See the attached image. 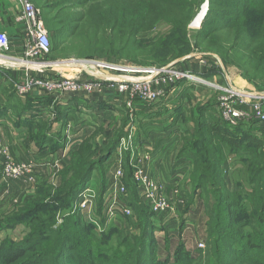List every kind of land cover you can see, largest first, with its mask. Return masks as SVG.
<instances>
[{
    "label": "trees",
    "instance_id": "obj_1",
    "mask_svg": "<svg viewBox=\"0 0 264 264\" xmlns=\"http://www.w3.org/2000/svg\"><path fill=\"white\" fill-rule=\"evenodd\" d=\"M29 1L41 9L50 37L49 52L43 57L100 58L138 66L162 67L192 51L210 52L219 56L224 66L236 67L248 82L264 89V0H209L201 23L203 30L192 38L189 24L203 0ZM221 72V67L213 64L204 73L209 79L208 76ZM10 76L8 71H0V92H11ZM9 96L11 112L7 108L0 110V118L16 117L19 120L24 112L49 111L48 106L44 108L35 102L34 95L28 96L25 101L13 92ZM206 104L189 110L190 126H184V130L172 127L180 139L179 154L188 157L192 163L189 172L191 192L184 191L183 215L198 200L200 202L196 192L203 190L213 197V201L206 205L205 235L210 248L204 252L203 264H264V164L260 160L264 156V142L251 132L257 122L229 126L220 115L216 96ZM122 105L118 113L127 116V108ZM100 108L105 110L103 116L111 113L110 116L118 107L101 103ZM75 109L77 112L78 106H53L52 114L62 122L56 139L45 134L47 123L35 122L34 116L22 123L31 139L55 150L63 138L62 128L73 117ZM142 112L139 110L136 115ZM184 114H187L186 109L178 106L175 110L177 123L184 124ZM136 121V138L142 143L139 127L147 130L144 127L146 120ZM127 123L123 122L124 129L120 128L114 141L101 148L96 146L95 138L97 134L106 132L98 128L106 127L101 122L99 126L96 124L90 137L72 152L54 190L48 183L42 182L35 195L26 198L9 214L0 216V229L13 228L14 222L21 220L19 223L26 226L27 232L19 240L12 237L0 240V264L193 263V256L183 243L177 244L173 261L157 256L154 236L159 227L158 216L140 199L136 185L130 181V169L126 164L124 182L139 232L124 235L114 250H98L94 245L101 243L102 239L81 213L68 215L59 226L54 227L55 210L69 209L100 165L101 171L104 170L100 181L101 193L105 190L107 165L125 134ZM205 139H208L207 146L203 145ZM220 139L230 143L233 153H241L245 147L255 151L251 155L247 150V159L242 161L248 175L245 180L247 185L236 182L230 187L226 185L225 178L230 167L226 165L227 156H221L215 146V141ZM184 219V216L180 219L176 236L182 234ZM165 232L171 235L168 230ZM166 249L162 246V251Z\"/></svg>",
    "mask_w": 264,
    "mask_h": 264
},
{
    "label": "built area",
    "instance_id": "obj_2",
    "mask_svg": "<svg viewBox=\"0 0 264 264\" xmlns=\"http://www.w3.org/2000/svg\"><path fill=\"white\" fill-rule=\"evenodd\" d=\"M20 2L22 9L15 20L22 23L25 35L22 56L13 58L9 54L11 50L9 37L6 32L0 31V60L41 64L36 60L48 54L50 49L47 30L39 16L38 9L29 0H20ZM42 63L46 64V62ZM83 64L87 65L89 69H85L86 74L82 77L79 75L65 76L61 72L53 75L32 74L24 77L21 82H15V87L19 93L37 89L51 93L55 97L67 94L92 95L105 88L109 92L125 96V104L132 110L134 100L144 102L157 100L166 93L171 85L182 79L201 81L189 71L175 69L171 63L162 67H149L119 65L102 60H85ZM8 65L12 66L13 64L0 62V66L8 67ZM205 82L219 91L216 101L220 115L227 124L235 126L240 122L252 121L264 124V91L258 92L263 93L261 95L244 94L233 87L203 80V83ZM134 133V126L131 125L120 138L115 160L117 165L108 178L105 190L99 194L89 182L79 193L71 206V211L86 215L95 224H97L95 218L98 217L99 205V214L107 221L115 220L117 214L134 216V209L129 204L128 190L124 182L126 177L123 165L124 153H127L130 158L127 164L130 169V181L136 185L140 199L148 205L149 210L154 214H175L178 211L177 205L172 199L176 197L179 204L184 203L183 199L178 196V190L168 189L166 184L151 176L147 167L135 162L132 158L136 154L137 147ZM0 153L3 156L1 174L7 184L23 177L30 178L34 167L33 163L14 160L9 146L4 143L1 136ZM198 245L203 246L202 243Z\"/></svg>",
    "mask_w": 264,
    "mask_h": 264
},
{
    "label": "crops",
    "instance_id": "obj_3",
    "mask_svg": "<svg viewBox=\"0 0 264 264\" xmlns=\"http://www.w3.org/2000/svg\"><path fill=\"white\" fill-rule=\"evenodd\" d=\"M21 9L22 5L20 0H0V31L6 32L9 37L11 46L9 54L13 58H20L22 56L25 44V35L22 23L15 20ZM2 62L6 64L17 63L5 59H3ZM11 67L0 66V71L2 73L4 71H8L11 75L8 77L11 84L10 91L22 101H25L28 96L34 95L36 98L35 102L40 103L43 107L45 106L44 108L48 106L49 111L45 110L42 113H39L37 110L24 112L18 118L20 121L17 120L16 117L0 118V136L4 143L9 146L14 160L25 162L31 161L34 165L33 172L29 176L30 178L23 177L22 179L12 181L7 184L1 174L3 156L0 153V216L9 214L17 206L21 205L26 198L35 195L38 186L42 182L51 183L52 186L54 185L55 187L57 186L59 175L68 163L72 152L83 140L90 137L95 125L97 124L93 123V125L90 122L85 121V118H82V116L79 115L81 110H85L87 107L91 106L92 108L97 110L100 109L104 112V109L100 108L101 103L114 105L118 108H121V104L123 103V97L118 96L116 97L118 99L117 100L116 98L107 96L110 92L105 88H103V90H105L104 92H99L100 94L98 97L100 98L98 99H91L88 94L83 96L67 94L55 97L51 93H46L37 89L19 93L15 87V82H21L24 80V77L34 73L31 68L25 64ZM238 73L239 75L233 77V80H230L227 78V72H225L222 68V75L224 77L215 79L221 85L233 87L238 91L248 90L246 92H249V88L247 86L249 82L240 74V71ZM54 74H56V72ZM184 88L185 92H183V95L182 92L177 91V88H173L170 92H168L167 97H172L173 99L176 97L175 100L177 99V102H172L174 105L169 107L170 112L172 110L174 112V109L181 104H183V108L188 111L197 105L203 104V86H201L198 90H194V88L191 87V84H185V86H183V89ZM212 91L214 93L217 90L212 87ZM11 92H0V110L7 108L10 111L12 102L10 101L9 95ZM250 93L253 92L251 91ZM179 99L180 103L178 104ZM48 101L50 104H48ZM55 104L63 106L72 105L74 108L78 106V109L77 112L75 109L73 117L68 119V125L62 128L63 138L60 140V146L55 150H50L47 145L41 146L35 140L31 139L27 127L22 122L31 120L32 116H34L36 120L35 122H39L40 124L47 123L45 124V134L56 139V134L59 129H61L62 122L55 119L52 114V108ZM161 104H163V102H159L152 107L142 108V110L147 113L154 114L158 111V109L165 107ZM172 107L174 108L171 109ZM144 124H146L144 127H146L147 130L143 127H139L141 130V138L143 139L142 143L136 138L138 129H136L134 133L137 147L135 150L136 154H134L132 158L135 162L147 167L151 176L156 180L164 182L168 186V189H177L179 198L183 199L185 203L186 197L184 191L186 188H180L179 184L181 182L180 180L184 177H186V180L189 182L188 175L192 169V163L188 157L181 156L179 154L181 148L179 137L176 136L175 130H173L172 127L166 126L164 123H160L158 119L146 120ZM125 156L123 158L124 168L125 164L127 165L130 159L128 155L125 154ZM116 165L117 162H115L112 169ZM172 199L178 209V213L174 214L175 217L173 218H176L175 220L178 221V224H180V219L183 215L182 211L184 203L179 204L176 197H173ZM155 215L160 217L172 214L160 213Z\"/></svg>",
    "mask_w": 264,
    "mask_h": 264
},
{
    "label": "rangeland",
    "instance_id": "obj_4",
    "mask_svg": "<svg viewBox=\"0 0 264 264\" xmlns=\"http://www.w3.org/2000/svg\"><path fill=\"white\" fill-rule=\"evenodd\" d=\"M202 3H203V1H202ZM202 3L199 5V8H198L194 18L192 19L191 23L189 24V27L191 28V32H190L191 38L194 37L197 32H200L203 30V27L201 25L202 21H201L199 26H197L199 24V21H198V23H195V21L197 19H199V16L197 17V15L200 12V7H201ZM34 7L38 9L39 16H40L41 20L43 21L41 9L39 7H36L35 5H34ZM43 24H44V21H43ZM44 26H45V24H44ZM48 36H49V34H48ZM49 39H50V37H49ZM190 54H195V55L191 56ZM207 55L209 56V58H206ZM185 56H183L185 58L180 57V58L175 59L178 61L176 63L172 64V66L175 69H178L181 71H189L192 75L199 78L201 80L200 82L199 81H190L189 79H186V78L182 79V80L178 81L176 84L171 85L169 87V89H167L166 93L157 100H154L152 102H144V101H140V100H134L132 103V106H133L132 110L129 109L127 107V105L125 104V100H126L125 96H122L116 92L111 93L110 96L113 98H116L118 96L123 97L122 98L123 104L125 105V107L127 108V111H128L127 116H126V114L118 113V110H120L122 108H117L116 111L113 110V114L110 116H108V115L111 113H107L108 114V115H106L107 117L103 116L105 110L103 112L99 109L100 110L99 111L95 108H92L91 106H89L85 110H81L79 112V115H81L82 118H85L84 119L85 121H88L91 124L97 123V125L98 124L100 125V122L102 124H105L106 129L103 128L102 126H100V128H98V129H101V131L104 129V130H106V132H105V134L103 132L97 134L98 136L95 138V142H96L97 147H99V148L105 147L110 142L114 141V139L116 138V136H118L121 129H124V127H122L123 122H125V124H126L127 120H128V123L126 125L125 131L131 125L134 126V130L136 131V129H138V127H137L138 125L136 124V122H137L136 120H144V119L145 120L158 119L160 121V123H164L166 126H169V127L174 126L173 129H175V130L179 129V128H180V130H182L184 128V126H190V123L192 122L191 121V115H190L191 113L189 114V111L187 109H186L187 114H184V117H186L184 124L182 122L177 123V121H176L175 110L178 106L174 109V112H173V110L171 112L169 111V107L174 105L172 102L176 103L177 99L175 100L176 97L174 99L172 97H167L168 92H170V90H172L173 88H177V91L182 92V95H183V92H185V88L183 89V86H185V84L186 85L191 84V87L194 88V90H198L199 88H201V86H203V104H205L207 102V104H206V106H207L210 99H212L214 96L217 97L219 95V91H217L216 94H215V92L213 93L211 85L207 84L206 82L203 83V80H205L207 82H211V83H213V82L219 83L216 79L221 78V77L223 78L224 76L222 75V72H221V73H217L213 76H208L209 79H207L206 78L207 73H204L205 71H208L213 64H216V65L220 66L221 69L223 68V70L225 72H227V78L230 80L231 79L233 80V77L239 75V73H238L240 71L239 69H237L234 66H228V67L224 66V64L222 63L219 56H217L214 53L203 52V51H192L189 54H186ZM65 59L66 60H69V59L74 60L73 66L68 67L66 69H65V67L64 68L63 67H54V66H48V65H45L42 67H32V66H30L29 62H27V63L17 62L15 64H13L12 67L20 65V64H25V65H28L29 68H31V70L34 74L53 75L55 72L56 73L61 72L65 76H75V75L83 76L86 74V72H85L86 68L82 67L81 64L83 63V61L85 62V60H87V61L88 60H102V61L111 62V63H115V64H119V65L138 66V65L133 64V63H128V62L126 63L125 61L124 62H122V61L121 62H112V61H108L107 59H100V58L70 57V58H63V59L62 58L53 59L51 57L46 56L43 58H39L36 61L42 63V62L65 60ZM175 60H173V61H175ZM77 63L80 65H78ZM7 64H10V63H7ZM8 67H11V66L8 65ZM149 67H156V66H149ZM201 74H203V75H201ZM199 83H202V84H199ZM247 86L249 88V92L252 91L255 93V92H263L264 91V89L257 88L256 85H253L250 82L248 83ZM182 90H184V91H182ZM100 91L104 92L105 90H100ZM100 91H96L92 95H90L91 99L100 98V97H98L100 94L99 93ZM246 91H248V90H245V92ZM181 96H180V98H181ZM111 101H114V100H111ZM116 102H118V101H116ZM159 102H163V104H161V105H163L165 107L158 109V111L155 112L154 114L147 113L146 111H143L142 113H139L138 115H136L137 110L139 111V110H142V108L144 109L147 107H152L155 104H158ZM179 103H180V99L178 101V104ZM181 106L184 107L183 104H181ZM173 108L174 107H172L171 109H173ZM135 124H136V126H135ZM67 125H68V122L66 123L65 126H67ZM229 126H231V125H229ZM252 127L253 128H252L251 132L253 134H255L258 139H261V141L264 142V124L263 123H256V125H253ZM205 140L206 141L203 142V145L207 146L206 143H207L208 139H205ZM215 142H216L215 146L217 148V151L221 154V156H223V157L227 156L226 160H225L226 165H228L230 167V171L225 178L226 185L228 187H230V186H232L233 182H236L239 185H247V181H245V180H247L248 175H247L246 171L244 170L242 161L247 159L248 155L246 156V154H245L247 150L250 151L251 155H253L255 151L252 148H246L245 147L244 149H242L244 151H241V153H233L234 149L231 147L230 143H228V141H226L225 139L224 140H222V139L216 140ZM118 145H117V147H118ZM262 149H264V148H262ZM124 154H126V153H124ZM116 156H117V148L115 149L113 155L109 159L110 164L107 165V174H106L107 178H109L110 174L112 173V170H113L112 167L115 164ZM260 160H261V163L264 164V156L260 157ZM98 165H100V164H98ZM100 167H101V165L98 166L97 170L93 173V176H91L92 178L90 181V184L92 185V187L97 192H99V194L101 193V187H102V185H100V181L104 177V175H102V174H104V170L101 171ZM188 178H189V175H188ZM180 181L181 182L179 184V187L182 189L186 188V193L189 194L191 192L190 182H188V180H186V177H184ZM48 184L52 187L53 190L55 189L54 185L52 186L51 183H48ZM256 184L260 185V182H257ZM239 185H237V187H239ZM196 197L198 199H200V202L198 200V202H196V205H194L190 209L189 212H187L185 215H182L185 217V219H184L185 223H184V228L182 230V234L180 236H176L177 235L176 229L179 227L180 224H178V221L175 220L176 218H173V217H175L174 214L164 215V216H160L157 218L158 219L157 222L159 223V227H157V230H155V236H154L155 237L154 242H157V250L155 252H156L157 256H159L163 259H166L168 262H171L174 260L173 257L175 256V248H176L178 243H183L185 249L190 251V254H191V256H193V259H194L192 264H203L204 258L206 257V254L204 252H205V250L210 248L209 241L207 240L206 235H205L206 234L205 233L206 228H205L204 221L206 220L205 214L208 211V208H206V205L208 206V203H211L213 201V197H210V195L206 194V192H204L203 190H198L196 192ZM99 206L97 209V216L98 217L95 218V221H97V224L91 222L86 215L82 214V216L85 218V220H87L89 223L93 224L95 233L98 235L99 238L101 237V239H102L101 243L94 245L95 249H98V250H110V249H112V250H114L118 247V243L120 242V240L122 239V237L124 235L139 232V230H137V228L135 227L136 222H135V219L133 217H128V216H124L121 214H117V217L115 218V220L107 221L104 217L100 216ZM58 210L59 209L55 210L56 215L54 214V211H53V214L55 215V219H56L54 227L59 226L61 224V222L63 221V219L65 217H67L68 215L76 213L74 211H71L72 210L71 207L69 209H66L65 211L63 210V211L58 212ZM177 213H178V211L175 214H177ZM182 213H183V211H182ZM58 218H60V219H58ZM58 220H61V222H58ZM16 221L17 222H14L15 224L13 225V228L1 227L3 229H0V232H1L0 233V239H3L5 237H12L14 239L19 240L25 236V234L27 233L26 229H25L26 226L24 224L19 223V222H21V220H16ZM168 224H170V225H168ZM162 225H165V226L162 227ZM166 230H168V232H170L171 235H167L165 232ZM244 230H247V228H244ZM199 243H202L203 246H199L198 245ZM162 246L167 248L166 251H162Z\"/></svg>",
    "mask_w": 264,
    "mask_h": 264
},
{
    "label": "water",
    "instance_id": "obj_5",
    "mask_svg": "<svg viewBox=\"0 0 264 264\" xmlns=\"http://www.w3.org/2000/svg\"><path fill=\"white\" fill-rule=\"evenodd\" d=\"M208 7H209V0H203V3L201 5V7H200V12L197 15V17L199 16V24L198 25H200L201 21L203 20V17L205 16V14L207 12ZM190 55L192 56V55H195V54H190ZM185 57H183V58H185ZM177 61L178 60H175V61L171 62V64H174ZM46 64L48 66L62 67V66H65L66 64H74V60H72V59H69V60H66V59L65 60H56V61L46 62ZM241 92L244 93V94H253V95H261V94H263V93L260 94L258 92H255V93L254 92L250 93V92H245V91H241Z\"/></svg>",
    "mask_w": 264,
    "mask_h": 264
},
{
    "label": "bare ground",
    "instance_id": "obj_6",
    "mask_svg": "<svg viewBox=\"0 0 264 264\" xmlns=\"http://www.w3.org/2000/svg\"><path fill=\"white\" fill-rule=\"evenodd\" d=\"M198 21H199V19H197L196 21H195V23H198ZM0 62H2V60H0ZM79 63V62H78ZM77 63V64H78ZM45 65H47V64H45V63H41V64H39V63H30V66H32V67H40V66H45ZM65 65V64H64ZM78 65H80V64H78ZM82 65V64H81ZM71 66H73V64H66L65 66H62L63 68L65 67V69L66 68H68V67H71ZM83 67H85V68H88L89 69V67L87 66V65H85V64H83L82 65Z\"/></svg>",
    "mask_w": 264,
    "mask_h": 264
}]
</instances>
